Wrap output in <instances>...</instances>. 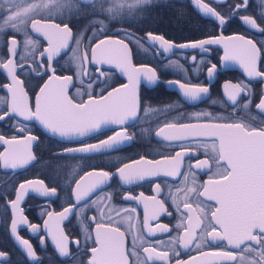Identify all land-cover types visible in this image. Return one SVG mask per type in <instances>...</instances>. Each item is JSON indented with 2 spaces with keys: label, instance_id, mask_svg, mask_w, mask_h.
Returning a JSON list of instances; mask_svg holds the SVG:
<instances>
[{
  "label": "snow or ice",
  "instance_id": "snow-or-ice-1",
  "mask_svg": "<svg viewBox=\"0 0 264 264\" xmlns=\"http://www.w3.org/2000/svg\"><path fill=\"white\" fill-rule=\"evenodd\" d=\"M154 0H2L0 2V35L11 32L12 35L6 45L10 44L8 49L9 58L3 62L0 58V68L7 70L11 76L12 83L3 87L10 91V100L5 98L0 103L6 105V109L0 110V121L5 118L23 117L25 120H36L43 128L53 136L62 138L73 137H92L104 130L109 125L119 126V130L115 131L113 136L99 140L98 143L87 144L82 143L80 147L65 148L60 152L53 154L52 159L68 156L70 154H81L90 157L93 155L107 156L111 152L119 151L121 146L128 145L134 140V134L127 131L129 124L139 120L141 111L147 116L159 114L161 112H172L178 108V105L171 103L164 108H142L137 93V85L141 76L151 85L157 83H166L170 88L178 91L181 98L186 103H194L202 100L209 94V88L199 84L181 83L179 80H160L156 69L141 65L135 67L131 63L128 43L124 40H112L110 37L106 39H96L97 35L106 36L104 31L107 25L105 21L110 23L129 22L145 11L146 6H150ZM211 3L217 5H227L228 0H211ZM256 8L254 15H245L239 17L240 11H247L249 0H241V3L232 5L223 14L213 8L210 3H203L202 0H195L198 10L205 18L212 19L217 27L223 28L233 19L241 21L242 26L246 27L250 34L258 37H264V0H255ZM85 6L82 8L81 6ZM90 9L87 14L91 17L103 16L104 20L94 19L91 24L99 25L98 29H93L92 36L88 37V45L86 49H82L81 45L84 40V34L79 33L76 38L73 37L72 28L67 22H64L70 16L76 13ZM44 15L45 21L61 19L62 23H42L34 19L38 15ZM259 21V23H258ZM30 25V28H29ZM87 30V29H86ZM42 34L46 38L47 48L39 51L41 59L37 61L36 42L29 38V33ZM117 34H123L126 39L135 34L125 29H118ZM17 35L23 38V46L27 50L31 46L32 51L28 56H20L21 61L32 58L39 74L43 75L51 72L48 81L39 87V92L35 99V110L33 111L29 105L27 92L22 87L23 81L16 76L17 68L23 71L24 65L21 63L17 66L12 57L17 55ZM76 45L71 48L69 42ZM95 41V42H93ZM141 41L147 43L154 51L159 49L161 52L174 53L175 50H205L206 46L225 43L224 60H240L247 73V77L255 80L259 78L264 82V71H260L257 65L258 54L264 49V39L259 40L260 47H257V41L248 39L244 35H235L230 37L216 36L208 39H201L185 44L176 45L172 41L165 40L162 35H154L148 32L143 37H136L131 41L133 45L139 49ZM238 42L229 49V43ZM65 50L71 51L72 56L70 63L75 64V75L79 79L81 76H88L85 61L90 60L99 71V65L111 64L114 61L122 72L127 73L129 83L121 85L109 91L107 96H101L100 100H96L89 93L87 102L75 103L67 95V85L72 83L73 76H56V69L51 67L54 58L59 57ZM66 54V52H65ZM170 58V57H169ZM48 61V67L45 68L44 61ZM175 63V62H174ZM204 63V61H200ZM197 57L191 58V66L196 70ZM181 72L184 71L182 66L176 64ZM171 67V65H170ZM216 65H211L207 70L209 83L213 75ZM167 69H162L166 71ZM179 74V73H175ZM103 75V73H101ZM99 79V77H98ZM91 87V84L88 85ZM244 94L248 98V104H244L242 108H248L251 103L252 93L248 89V85H225V95L227 100L231 102V106L235 107L238 103L237 98ZM256 109L264 113V96L255 105ZM179 117L177 118V120ZM195 119L200 120H221L223 117H213L211 113L195 114ZM25 131L24 128L20 129ZM31 131V129H27ZM144 138V132L140 133ZM154 137H161L163 141L174 144L182 149L175 152L174 155H164L162 160L147 161L141 158V161H135L133 164L123 163L119 158L105 163L120 164L122 166L115 167L113 171H97L95 166L92 170L84 173L79 180H74L76 169L79 165L73 166L61 164V168H73V172L68 173L67 184L70 190V199L72 201L70 207L64 208L63 212L58 214L59 219H65L68 214L76 215L77 210L86 214L89 210H97L107 208L109 216L107 223H95L96 217H89V223H95L94 235L90 233L89 228L84 226L82 233L84 236L83 243L80 240L73 241L77 252L83 247L88 249V243L91 241L96 247L88 250L90 259L87 264H167L169 261L168 252H158L160 247L158 243L156 247H143L144 257L140 258L138 247L148 243L144 239L143 234L132 233L131 247L126 246L125 233L120 231L119 227H112L111 213L116 212L117 216L121 211L135 213V209H116L111 206L112 195L105 194L103 199L98 203L92 197L96 195L102 186L109 185L111 179L116 178L123 185H132L138 181L144 180L146 177L158 176L163 167L164 173L168 177H181L183 187L177 186L176 193L173 194L169 190L167 199L171 201L175 207V211L180 214L181 220L175 226L177 232L181 229L185 233L183 236H177L169 241L172 245V257L176 259V264H181L178 259L179 253L174 249L177 244L188 248L195 241V246L200 249L201 243L207 244L208 238L212 241H226L229 251L203 252L202 256L214 258L217 264H264V127H255L251 122H234V123H165L162 128L153 133ZM212 138L211 144H194L193 140L198 138ZM0 141L8 144L10 147L19 144L20 141L13 138L5 140L0 136ZM33 142H39L36 136L28 135L23 143L26 151L23 153L9 151L6 155H0L5 169H19L33 162H38L37 158L30 151ZM192 148H202L205 154L211 159L199 160L194 168L198 170L210 171L215 168L217 179H209L205 185H197L188 187L189 175L193 172V165L184 164V158H194L197 153L190 151ZM145 164L147 167H139V164ZM137 165L134 168L133 166ZM181 169H184L183 171ZM85 177L95 178V180L87 185L84 191L81 189V181ZM75 184V189L71 188ZM193 185L195 180L191 181ZM27 185V189H26ZM159 190L160 185L158 184ZM202 188L203 191H198ZM31 189L34 193L45 198H51L57 195L56 188H47L43 180H28L19 185V190L15 193V199L8 201L5 207L10 210H16L25 191ZM195 195L208 197L215 202L214 210L211 208L205 212L199 207V203L194 208L192 203L187 202L190 197ZM143 197L141 193L139 197L127 195L124 196L125 201H136ZM153 209L151 216L148 215V205L145 204V215L143 219V228L146 234L154 236L159 233H170L167 225L157 222L156 227L152 228L149 220L158 221L161 213L171 215L167 212L163 201L151 198ZM108 202V203H105ZM182 203L183 207H180ZM186 210V211H185ZM199 212L200 216L206 218L201 219L197 216L195 226H193V213ZM101 218L104 212L101 211ZM51 215V213H49ZM186 217L187 223L184 222ZM130 219V217H129ZM18 224H27L24 217L19 220L12 219L10 232L16 233ZM47 222H45V227ZM37 225H31L33 231L37 229ZM199 229V235L195 231ZM55 250L62 259L75 260L76 256L68 250V238L60 232L58 236H54ZM23 249L25 250V259L29 264H43V261L37 257L33 247L27 240H21ZM239 253V254H237ZM132 258L130 261L129 258ZM0 258H10L8 253L0 251ZM3 264H7L5 259Z\"/></svg>",
  "mask_w": 264,
  "mask_h": 264
},
{
  "label": "flooded vegetation",
  "instance_id": "flooded-vegetation-1",
  "mask_svg": "<svg viewBox=\"0 0 264 264\" xmlns=\"http://www.w3.org/2000/svg\"><path fill=\"white\" fill-rule=\"evenodd\" d=\"M194 2L195 0H154L152 5L146 6L145 11L132 21L110 23L106 20L105 24L107 27L104 29L106 36L97 35L96 39L110 37L112 40H124L125 43H128L129 49L131 50L130 59L132 65L135 67L146 65L156 69L160 80H179L181 83L199 84L209 88V94L202 100L194 103H186L174 87L170 88L166 83L151 85L141 76L136 90L142 108H164L171 103L177 104L178 108L167 113L152 114L150 112L147 116L141 111L139 120L129 124L127 127V131L130 134H134V140L128 145L121 146L119 151L111 152L107 156L93 155L86 157L81 154H70L53 160V154L65 148L80 147L82 143L94 144L98 143L99 140L113 136L115 131L119 130V126L109 125L102 132L92 137L62 138L48 133L36 120L29 121L23 117H14L5 118L0 121V136H3L5 140L15 138L20 141L19 144H14L11 147L3 141H0V155H6L9 151L23 153L26 151V146L23 143L26 136L32 135L39 138V142H33L30 148V151L37 158L38 162H33L23 168L13 170L5 169L3 167V161L0 160V251L8 253V257H10L0 258V264H3L5 259L7 260V264H29V261L25 259L26 253L21 244V240H27L31 244L37 257L43 261V264H87V261L90 259L88 250L91 247H96L94 243L89 241L88 249L82 247L77 252L72 242L80 240L83 243L84 236L82 229L84 226H87L90 233L94 235L95 223H107L109 213L107 208L89 210L86 214L77 210L76 215L68 214L65 219H59L58 214L63 212L64 208L70 207L72 203L69 186L67 184V174L73 172V168H61L59 165H79L75 175L72 177L74 180H79L81 176H84V173L92 170L93 165L97 171L104 170L109 172L113 171L115 167L122 166L120 164L110 165L109 163H105L106 161H113L117 158L127 164L141 161L142 157L147 161L162 160L163 157L160 153L174 155L175 152L182 150L174 144L163 141L161 137L153 136V133L162 128L165 123L251 122L255 127H264V113H261L255 107L259 103L260 98L264 96V82H261L259 78L255 80L248 78L240 60L225 61L223 59L225 50L224 42L206 46V49L203 51L199 49H177L174 53L170 52L167 54L161 52L159 49L154 51L143 41H141V47L139 49L131 43L136 37H143L146 33L152 32L154 35L164 36L165 40L172 41L176 45L216 36L226 38L235 35H244L248 39L256 40L257 47H260L259 40L264 39V37L250 34L248 29L242 26L240 20L233 19L223 28L217 27L212 19L203 16L196 8ZM202 2L210 3L213 8H216L217 11L223 14L230 6L241 3V0H228L227 5H217L211 3V0H202ZM81 7L85 8L83 5ZM255 8V0H249L247 11H240L237 15L239 17L254 15ZM88 11L90 9L86 8L85 11L76 13L64 21L72 28L74 38L79 33L84 34V40L81 45L82 49L87 48L88 37L92 36L93 29L100 27L99 25L91 24L90 21L94 19L104 20L103 16H89L87 14ZM34 19L42 23H62L59 18L45 21L43 14L34 17ZM118 29H125L135 35L126 39L123 34H117ZM11 35L12 33L10 31L4 35H0V58H3V62H6L7 58H9L8 49L10 44L6 45L5 42L9 40ZM29 38L36 42L35 59L39 61L41 59L39 51L48 47L46 38L42 34L35 33L34 31L29 33ZM16 39L18 41L16 49L17 55L12 58L15 60L17 66L22 63L24 69L20 71L18 67L15 74L23 81L22 87L27 92L29 105L34 111L35 99L39 92V87L48 81L52 73L49 71L41 75L39 74V69L33 72L32 69L36 68V64L33 63L32 58L21 61L19 57L28 56L32 49L31 46L27 50L24 48L21 35H17ZM236 43L238 42L233 41L229 43V49ZM69 44L71 48L76 47L71 41ZM71 56L72 52L65 50L59 57L52 60L51 67L56 69V76H73L72 83L67 85V95L77 104L87 102L89 100V93L96 100H100L102 95L107 96L109 91L129 83L127 73L122 72L115 61L111 64L99 65V71L97 70V66L90 60L85 61L84 63L89 75L81 76L78 79L74 74L76 71L75 64L70 63ZM193 56L197 57L196 70L191 66V58ZM200 61H204V63H200ZM176 64L182 66L184 71L181 72L175 66ZM213 64L216 65V69L211 77V83H209L207 70ZM257 65L260 71H264V49L258 54ZM44 66L45 68L48 67V61H44ZM162 69L167 70L162 71ZM11 83V76L8 75L7 70L0 68V100H4L5 98L10 100V91L3 86ZM89 84H91L90 88L88 87ZM237 84L241 85V87L248 85V89L252 93L251 103L246 109L241 107L244 104H248V98L243 93L237 98L238 103L235 107L231 106V102L227 100L225 95V85L231 86ZM3 109H6V105L0 103V110ZM198 113H211L213 117L219 116L223 117V119L211 121L204 119L197 120L195 119V114ZM178 117L179 119L177 120ZM21 128H24L25 131L21 132ZM27 129H31V131L29 132ZM142 131L144 132V138L140 135ZM212 142L213 140L210 137L193 140L194 144H211ZM190 151L196 152L197 156L191 159L189 157L184 158L185 165H193V172L189 175V183L187 186L195 187L197 185H205L209 179H217L215 168H212L210 171L194 168L197 159H209L211 163L210 156L205 154L202 148H192ZM138 166L141 168L147 167L143 163ZM135 167L137 165L133 166V170ZM181 170L183 171L184 169ZM181 179V177L166 176L162 167L158 176L146 177L144 180L132 185L121 186V183L116 178H113L110 180L109 185L102 186V190L92 198L96 199L99 203L105 194H111L112 207L121 210L135 209V213L121 211L119 216L113 211L110 214L112 221H114L111 226L119 227L120 231L125 233L126 246L129 248L131 247L132 233L143 234L144 239L148 243L137 248L141 259L144 257L143 247H156L159 243L160 247L157 248V251L168 252L169 261L167 264H176V259L172 257L173 248L169 244V241L178 235L183 236L185 233L182 229L179 232L175 229V226L180 223L181 216L175 211L174 205L167 199V196L169 190L175 194L177 186H184L181 183ZM193 179L196 182L195 185L191 183ZM28 180H43L47 188H56L57 195L51 198H45L28 189L24 192L16 210H10L5 207L8 201L15 199V193L19 190V185ZM94 180L95 178L85 177L81 181L80 191H84L87 185ZM158 184L160 185L159 190L156 187ZM71 188L75 189L74 183L71 185ZM198 191L202 192L203 189L199 188ZM141 193L143 197L136 201L124 200V196L130 194L139 197ZM151 198L163 201L167 212L171 213V215L161 213L158 221L149 220V224L152 228L156 227L157 222L162 225H167L171 230L170 233L158 232L154 236L146 234L142 222L145 215L146 203L148 205V215L151 216L153 209ZM187 202L192 203L194 208L199 203V207L203 208L205 212H208L210 208L214 210L215 206L214 201L204 196L199 197L197 200L195 195H193ZM180 207H183L182 203ZM101 211L104 212L103 218H101ZM93 216L96 217V221L90 224L87 218ZM197 216H200L199 212L193 213V226H195V218ZM20 217L26 218L27 224H18L16 233L12 234L10 232L11 221L14 218L19 220ZM200 218L206 222L205 217L200 216ZM45 222H47L46 227ZM184 222L187 223L186 217L184 218ZM31 225H37L38 227L33 231ZM195 231L199 235V229H195ZM60 232H63L68 238V250L76 256L75 260H66L58 256L53 237L58 236ZM174 250L179 253L178 259L181 264H217L214 258L202 256L201 251L215 252L229 251L231 249L227 246L226 241H212L211 238H208V243H201L200 249H197L194 241L188 248L177 244ZM129 259L130 261L132 260L131 257Z\"/></svg>",
  "mask_w": 264,
  "mask_h": 264
},
{
  "label": "water",
  "instance_id": "water-1",
  "mask_svg": "<svg viewBox=\"0 0 264 264\" xmlns=\"http://www.w3.org/2000/svg\"><path fill=\"white\" fill-rule=\"evenodd\" d=\"M194 4H195V2H194ZM195 6H196V4H195ZM196 8H197V6H196ZM198 9V8H197ZM118 68V67H117Z\"/></svg>",
  "mask_w": 264,
  "mask_h": 264
}]
</instances>
